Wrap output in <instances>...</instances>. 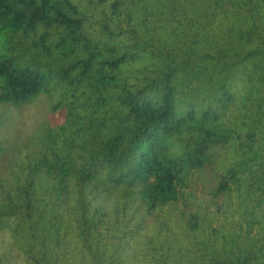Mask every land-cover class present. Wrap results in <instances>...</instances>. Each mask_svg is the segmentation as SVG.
Masks as SVG:
<instances>
[{
	"label": "trees",
	"instance_id": "trees-1",
	"mask_svg": "<svg viewBox=\"0 0 264 264\" xmlns=\"http://www.w3.org/2000/svg\"><path fill=\"white\" fill-rule=\"evenodd\" d=\"M41 95L0 264H264V0H0V103Z\"/></svg>",
	"mask_w": 264,
	"mask_h": 264
},
{
	"label": "rangeland",
	"instance_id": "rangeland-1",
	"mask_svg": "<svg viewBox=\"0 0 264 264\" xmlns=\"http://www.w3.org/2000/svg\"><path fill=\"white\" fill-rule=\"evenodd\" d=\"M50 102L41 95L27 107L16 108L0 103V139L6 148L3 170H13L14 165L31 155L44 125L51 120ZM10 248L8 234L0 231V253Z\"/></svg>",
	"mask_w": 264,
	"mask_h": 264
}]
</instances>
